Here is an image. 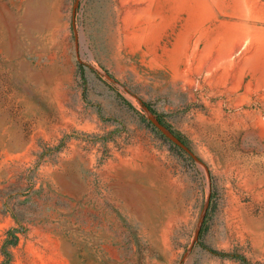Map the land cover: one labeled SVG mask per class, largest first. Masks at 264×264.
Masks as SVG:
<instances>
[{"label":"rangeland","instance_id":"1","mask_svg":"<svg viewBox=\"0 0 264 264\" xmlns=\"http://www.w3.org/2000/svg\"><path fill=\"white\" fill-rule=\"evenodd\" d=\"M0 264H264V0H0Z\"/></svg>","mask_w":264,"mask_h":264}]
</instances>
